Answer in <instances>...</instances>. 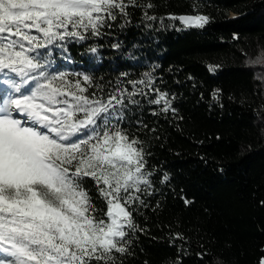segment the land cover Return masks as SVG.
Here are the masks:
<instances>
[{
	"label": "trees",
	"instance_id": "obj_1",
	"mask_svg": "<svg viewBox=\"0 0 264 264\" xmlns=\"http://www.w3.org/2000/svg\"><path fill=\"white\" fill-rule=\"evenodd\" d=\"M150 2L151 9L129 7V15L109 21L111 27L102 28L99 37L68 41V59L53 50L55 70L72 80L90 76L104 91L89 92L105 100L109 93L120 97L118 86L128 90L127 97L133 91L128 81H145L136 84L146 93L133 97L138 104L124 100L121 126L149 153L151 187H142L151 195L140 193L147 207L137 204L133 216L143 231L131 235V254L123 264H259L264 72L255 61L264 58V0ZM145 11L158 19H146ZM182 14L206 15L209 22L186 27L169 18ZM149 79L168 94L167 112L163 101L150 103L158 93L146 87ZM6 91L0 85V97ZM86 186L97 208L106 211L90 179ZM177 233L183 238L174 239Z\"/></svg>",
	"mask_w": 264,
	"mask_h": 264
},
{
	"label": "snow or ice",
	"instance_id": "obj_2",
	"mask_svg": "<svg viewBox=\"0 0 264 264\" xmlns=\"http://www.w3.org/2000/svg\"><path fill=\"white\" fill-rule=\"evenodd\" d=\"M129 7L154 5L150 0L146 5L136 0H0V85L7 86L0 97V264H123L131 254V235L143 231L133 213L137 204L147 207L140 193L151 195L149 153L121 123L124 100L138 104L133 97L146 93L136 84L145 81H128L133 91L127 97L128 90L118 86L120 97L109 93L105 100L89 92L93 87L104 91L90 76L72 80L53 67V50L68 59V41L103 35L101 29L118 16L127 17ZM144 15L158 19L147 11ZM169 18L186 27L209 22L202 14ZM146 87L158 93L150 103L163 101L167 112L168 94L151 79ZM89 179L106 211L93 202ZM182 238L177 233L174 239Z\"/></svg>",
	"mask_w": 264,
	"mask_h": 264
},
{
	"label": "rangeland",
	"instance_id": "obj_3",
	"mask_svg": "<svg viewBox=\"0 0 264 264\" xmlns=\"http://www.w3.org/2000/svg\"><path fill=\"white\" fill-rule=\"evenodd\" d=\"M182 15H188V14H182ZM194 15H195V14H194ZM255 63H256V65L258 66V68L264 72V58H258V59L255 61Z\"/></svg>",
	"mask_w": 264,
	"mask_h": 264
}]
</instances>
